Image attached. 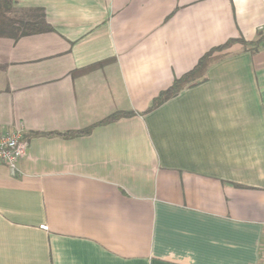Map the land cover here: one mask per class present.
<instances>
[{"label": "crops", "instance_id": "crops-1", "mask_svg": "<svg viewBox=\"0 0 264 264\" xmlns=\"http://www.w3.org/2000/svg\"><path fill=\"white\" fill-rule=\"evenodd\" d=\"M13 14L52 30L0 37V133L28 142L19 174L0 164V264H261L264 0H14Z\"/></svg>", "mask_w": 264, "mask_h": 264}, {"label": "trees", "instance_id": "trees-1", "mask_svg": "<svg viewBox=\"0 0 264 264\" xmlns=\"http://www.w3.org/2000/svg\"><path fill=\"white\" fill-rule=\"evenodd\" d=\"M14 0H0V37H10L13 39H19L25 35L42 33L52 30L51 26L43 19L36 22L25 23L19 18L14 16ZM231 42L222 45L209 53L205 54L197 63V65L184 74L180 78H176L173 84L167 89L162 91L151 104V109L161 105L166 100L176 96L183 88L188 85H191L195 82L200 81L213 58V54L216 51H222L230 45ZM131 112H118L110 115L101 123L110 122L117 120L123 116L130 115ZM91 128L85 130L88 132ZM83 132V131H79Z\"/></svg>", "mask_w": 264, "mask_h": 264}, {"label": "built area", "instance_id": "built-area-1", "mask_svg": "<svg viewBox=\"0 0 264 264\" xmlns=\"http://www.w3.org/2000/svg\"><path fill=\"white\" fill-rule=\"evenodd\" d=\"M259 38L264 50V25L259 27ZM27 147L28 142L22 128L0 133V164L8 165L13 175L19 174L17 164L26 155ZM261 264H264V251Z\"/></svg>", "mask_w": 264, "mask_h": 264}]
</instances>
